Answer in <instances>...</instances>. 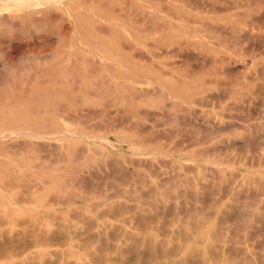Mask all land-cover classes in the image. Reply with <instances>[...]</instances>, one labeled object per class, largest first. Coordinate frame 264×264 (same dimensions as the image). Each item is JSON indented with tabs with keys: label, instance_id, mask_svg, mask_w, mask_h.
Listing matches in <instances>:
<instances>
[{
	"label": "rangeland",
	"instance_id": "1",
	"mask_svg": "<svg viewBox=\"0 0 264 264\" xmlns=\"http://www.w3.org/2000/svg\"><path fill=\"white\" fill-rule=\"evenodd\" d=\"M0 127V264L264 260V0H0Z\"/></svg>",
	"mask_w": 264,
	"mask_h": 264
},
{
	"label": "bare ground",
	"instance_id": "2",
	"mask_svg": "<svg viewBox=\"0 0 264 264\" xmlns=\"http://www.w3.org/2000/svg\"><path fill=\"white\" fill-rule=\"evenodd\" d=\"M11 1V0H10ZM23 1V0H22ZM8 2V1H7ZM27 2V1H26ZM26 4V3H25ZM30 4V3H29ZM32 4V3H31ZM24 5V4H23ZM28 8V7H27ZM248 40H250V39H248ZM250 50V49H249ZM21 131V132H20ZM12 130V129H6V128H4V127H0V142H2L3 140H4V138L5 137H8L9 135H12V134H15V133H19V136H20V134H27V135H29V136H31V137H33V138H41V137H48V138H50V134L49 133H47V132H44V133H38V132H35V131H26V130ZM14 137V136H13ZM7 140H8V138H7ZM21 147V146H20ZM22 147H24V146H22ZM48 149V148H47ZM56 149V148H55ZM44 150V149H43ZM45 153V152H44ZM47 154H48V152H47ZM53 156V155H52ZM55 158H58V156L56 157L55 156ZM56 163V162H55ZM52 164H53V162H52ZM22 186L20 185V184H15V183H8L5 187H3L2 188V190L3 191H5V192H12V191H14V190H17V189H19V188H21ZM35 188L37 189V191H36V194H35V196H29V198L30 199H28V200H30V201H36V202H40V201H43L44 202V204H46V207L48 208V207H51L53 204H55V203H57L58 201H59V198H58V196L55 194V192L52 190V188L51 187H43V186H41V185H39V184H37V185H35ZM12 196H14V198H11V199H9V200H5V202H4V204L5 205H12V204H14L15 206H21L24 202H26L27 201V199L26 198H24V197H21V196H18V197H16L15 195H12ZM75 199V198H74ZM78 199V198H77ZM62 202L64 201V200H61ZM75 201V200H74ZM62 202H61V204H62ZM64 203V202H63ZM68 203H70V202H65L64 204H68ZM244 206H245V204H243ZM24 207V206H23ZM150 207H152V206H150ZM214 207V206H213ZM247 207V206H246ZM242 209V208H241ZM246 209V208H245ZM248 209V208H247ZM244 210V208L242 209V211ZM254 210V209H253ZM193 211V210H192ZM245 211V210H244ZM243 211V212H244ZM247 211V210H246ZM198 212V211H197ZM197 212H195V213H197ZM199 212L200 213H204L205 211H200L199 210ZM259 212V211H258ZM117 213V212H116ZM206 213V212H205ZM194 214V212L193 213H189V216H194L193 215ZM201 214V215H202ZM106 215H110V214H106ZM185 215H187L186 214V212L184 213V217L186 218V216ZM199 215V214H198ZM200 215V216H201ZM251 215H254L253 213L251 214ZM110 216H112V215H110ZM115 216V215H114ZM164 216V215H163ZM162 216V217H163ZM178 216H180V215H178ZM195 216H197V215H195ZM194 216V217H195ZM207 216H209L208 214L206 215V217ZM213 216H214V214H213ZM240 216V215H239ZM172 217H176V216H172ZM241 217H243V216H241ZM241 217H239V218H241ZM247 217V216H246ZM252 217V216H251ZM47 218V217H46ZM178 218V217H177ZM184 218V219H185ZM192 218V217H191ZM204 218V217H203ZM207 218H209V217H207ZM248 218V217H247ZM246 218V219H247ZM133 219V218H132ZM193 219H197V217L196 218H193ZM211 219H212V216H211ZM210 219V220H211ZM214 219V218H213ZM245 219V218H244ZM250 219V218H249ZM252 219V218H251ZM50 220H52V218H50ZM175 220V219H174ZM186 220H188V219H186ZM198 220V219H197ZM204 220H206L205 218H204ZM240 220V219H239ZM55 221V220H54ZM53 221V222H54ZM130 221V220H129ZM129 221H127L126 223H128ZM139 221H143L142 220V218H140L139 219ZM147 222H148V220H146ZM151 221V220H150ZM171 221V220H170ZM181 221V220H180ZM241 221H242V218H241ZM240 221V223H242ZM246 221H248V220H246ZM246 221H243L244 223L246 222ZM252 221H254V219L252 220ZM132 222V221H131ZM147 222H145L144 221V224H147ZM152 222V221H151ZM190 222H191V220H190ZM192 222H193V220H192ZM195 222V221H194ZM206 222H208L207 220H206ZM249 222H250V220H249ZM249 222H247V224L248 225H250V223ZM256 222L257 223H259V222H261V220H258V219H256ZM168 223H169V220H168ZM220 223V222H219ZM181 225L178 227V230L175 232V237H174V240L176 239V240H178V239H180L181 240V238L182 237H184V238H186V237H188V236H191V235H189V234H186L185 232H184V229L185 228H188V222H186L185 220H182V223H180ZM72 225V224H71ZM168 225H170V224H168ZM191 225H192V228L193 229H195L196 231L194 232V234H195V236L197 237V243H199V244H204V245H207L206 246V248H207V250H208V252H210V248H211V236H205L204 234H203V232H202V227L204 226L203 225V221H202V219L200 220V221H197L196 223H191ZM190 225V226H191ZM243 225H245V224H243ZM247 225V226H248ZM50 226H52V223H44L43 221H40L39 222V228H40V232H41V240L42 241H47V239H46V237H48V235H50L49 233H51V229L49 228ZM145 226V225H144ZM246 226V225H245ZM147 227H148V225H147ZM172 227V226H171ZM172 228H174V227H172ZM245 228V227H244ZM68 229V228H67ZM224 229V228H223ZM249 229H253V228H249ZM183 230V231H182ZM66 231V230H65ZM70 234H72V233H70ZM193 234V233H192ZM193 234V235H194ZM250 234H252V233H250ZM259 234V232H258V229L256 228V232H255V234H254V238H255V236L256 235H258ZM101 236L103 237L104 235L103 234H101ZM260 236V235H259ZM262 236V235H261ZM216 237V236H215ZM215 237H214V239H215ZM220 237H221V235H220ZM100 238V237H99ZM222 238V237H221ZM220 238V239H221ZM187 239V238H186ZM188 239H190V238H188ZM216 239H218V237L216 238ZM215 239V240H216ZM220 239H218V240H220ZM231 239V238H230ZM230 239H228V240H230ZM259 239V238H258ZM115 240V239H114ZM242 240V239H241ZM97 241V240H96ZM130 241V240H129ZM190 240H186V242H189ZM91 242H94L93 240L91 241ZM221 242V241H220ZM232 242H234L233 240H232ZM231 242V240H230V243H232ZM57 243V242H56ZM216 244V242H213V244ZM235 243V242H234ZM253 243V242H252ZM263 243V242H262ZM114 244H115V242H114ZM219 244V243H218ZM220 244H222V243H220ZM254 244V243H253ZM235 245V244H234ZM261 244H259V243H257L256 244V246H255V251L254 252H252L251 254H244V253H242V254H240L241 256H240V258H241V260L243 261V262H246V264H263V262H264V260H263V257H262V254H261V246H260ZM263 245V244H262ZM92 246H94V244L92 245ZM232 246H233V243H232ZM142 247H143V245H142V243H139L138 244V247H134V248H130L129 250H126L125 248L123 249H121L119 252H118V257L119 258H117L116 259V261L117 262H119V264H123V261H122V256H123V254H126V255H128V253L131 255V260H140V259H143L145 262H146V264H148L149 263V261L150 260H153L154 258H155V256H157V254L155 255V254H153L152 252H151V248L148 246V248H147V250H146V252H142L141 251V249H142ZM263 247V246H262ZM118 248H119V246H118ZM163 246H161V249H160V253L162 254V257H161V261H159V260H157V262H156V264H195V262H194V258H193V256L192 255H187L186 253H184V255L182 256V254H180L183 250H180V249H178V247H176V248H174V250L172 251V253H170V254H167V253H165L164 252V250H163ZM183 249V248H182ZM218 249V248H217ZM263 249V248H262ZM112 250H114L113 248H112ZM153 251V250H152ZM218 251H220V250H218ZM232 251V250H231ZM235 251V250H234ZM233 251V252H234ZM243 251V250H242ZM111 252V251H110ZM214 252H215V250H214ZM216 252H217V250H216ZM104 253V252H103ZM109 252H107L106 254H108ZM183 253V252H182ZM200 253V252H199ZM229 253H230V250L229 249H227V251L226 252H224V254L226 255V257L221 261V264L224 262V264H229ZM235 253V252H234ZM115 254V253H114ZM161 254H158V255H161ZM198 254V253H197ZM218 254V252L216 253V255ZM236 255L238 254V253H235ZM103 256H104V254H102ZM155 255V256H154ZM238 256V255H237ZM130 257V256H129ZM231 257V256H230ZM176 258H177V260H176ZM215 258H216V256H215ZM220 258V257H219ZM232 258H234V256H232ZM232 258H231V260H232ZM239 259V258H238ZM176 260V261H175ZM196 260H198V259H196ZM240 260V261H241ZM206 260H204L203 262H202V264H207L206 262H205ZM141 262V261H140ZM139 262V263H140ZM235 262H236V260H235ZM151 263V262H150ZM154 263V262H153ZM152 263V264H153ZM116 264V263H115ZM196 264H198V263H196ZM200 264V263H199ZM214 264H220V260H218L217 259V261L214 263ZM231 264V263H230ZM234 264V263H233ZM238 264H240V262H238Z\"/></svg>",
	"mask_w": 264,
	"mask_h": 264
}]
</instances>
